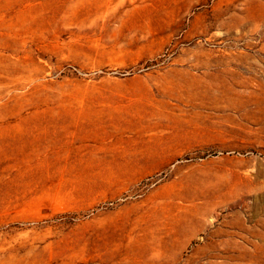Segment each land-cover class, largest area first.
<instances>
[{
  "label": "rangeland",
  "instance_id": "374dc122",
  "mask_svg": "<svg viewBox=\"0 0 264 264\" xmlns=\"http://www.w3.org/2000/svg\"><path fill=\"white\" fill-rule=\"evenodd\" d=\"M0 264H264V0H0Z\"/></svg>",
  "mask_w": 264,
  "mask_h": 264
}]
</instances>
